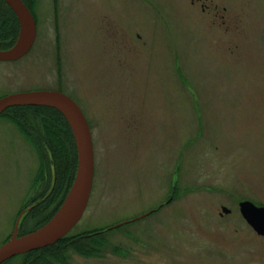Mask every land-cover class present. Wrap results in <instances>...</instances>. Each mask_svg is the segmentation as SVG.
Wrapping results in <instances>:
<instances>
[{
    "label": "rangeland",
    "instance_id": "obj_1",
    "mask_svg": "<svg viewBox=\"0 0 264 264\" xmlns=\"http://www.w3.org/2000/svg\"><path fill=\"white\" fill-rule=\"evenodd\" d=\"M29 4L36 40L22 58L0 61V97L61 90L83 112L94 155L88 204L68 236L77 244L31 258L264 264V236L239 212L244 200L264 206V0ZM42 115L0 116V246L19 216L24 234L54 210V200L42 202L52 161L34 130ZM108 229L103 255L78 250Z\"/></svg>",
    "mask_w": 264,
    "mask_h": 264
},
{
    "label": "water",
    "instance_id": "obj_2",
    "mask_svg": "<svg viewBox=\"0 0 264 264\" xmlns=\"http://www.w3.org/2000/svg\"><path fill=\"white\" fill-rule=\"evenodd\" d=\"M3 1L15 14L19 28L14 44L8 49H0V61H16L32 48L36 39V22L22 0ZM22 106L48 107L62 114L73 135L77 167L74 179L61 205L47 222L34 231L19 235V216L10 238L0 246V264L16 256L56 244L66 236L80 221L86 210L94 179L92 135L88 122L77 103L57 90L23 91L0 98V115L8 108ZM221 211V214L230 213L226 207H222ZM239 212L257 235L264 236V206H257L249 200H244L239 203Z\"/></svg>",
    "mask_w": 264,
    "mask_h": 264
},
{
    "label": "trees",
    "instance_id": "obj_3",
    "mask_svg": "<svg viewBox=\"0 0 264 264\" xmlns=\"http://www.w3.org/2000/svg\"><path fill=\"white\" fill-rule=\"evenodd\" d=\"M22 1L25 4H29L30 2V0H22ZM0 4H2V6H4L6 10L9 11V17L8 20L6 21H8L7 23L9 24V28H10V31L9 30L7 31V34L8 35L10 34L9 35L10 39L7 40V42H5L4 44L3 42H0V49L4 50V49H8L14 44L18 35L19 26L15 14L9 8V6L3 0H0ZM0 10L2 14H5L3 8H1ZM5 25L6 23H4L3 26H0V30L3 29L4 31ZM3 35L4 34H0V36ZM13 109H33L38 112L40 110L43 111L42 118L40 117V119H42L43 121V123L41 124V128L36 126V129L34 130L36 131L37 134L36 135V137L38 138L37 140L43 146V148H45L49 152L48 156L52 160L51 163L49 164L50 177H49L48 186L47 189L45 190L46 192L43 195V199H42V202L48 200L49 201L54 200V204H55L54 210L53 209L51 210L53 211L52 215L45 221L47 222L61 205L74 179V175L77 167V154H76V147H75L73 135L66 119L62 116L61 113H59L57 110L53 108L38 107V106L12 107L6 109L1 115ZM34 118L37 119V116H35ZM31 121H33V119ZM37 131H41V133ZM52 195L55 196L56 198H51ZM109 230L111 229L93 231L90 234L85 235L84 237L85 240L88 241V244L84 243L85 246L81 245V247H79L78 245L79 247L78 250H81V252H84L85 254L90 253L91 255L93 254L98 257L103 255L104 247L105 248L108 247L109 244L104 237L105 235H102V233ZM68 236L69 233L66 236H64L61 240H59L56 244L16 256L4 262L3 264H6L10 261L19 258L24 259V262L22 264H54L55 262L54 260L50 262V260L48 259L40 260V258H31V257L37 253H45V255L46 253L56 254V250H60L59 248L66 249L71 245L77 244V241H74L76 238L74 237L69 238ZM112 251L115 252V250Z\"/></svg>",
    "mask_w": 264,
    "mask_h": 264
},
{
    "label": "flooded vegetation",
    "instance_id": "obj_4",
    "mask_svg": "<svg viewBox=\"0 0 264 264\" xmlns=\"http://www.w3.org/2000/svg\"><path fill=\"white\" fill-rule=\"evenodd\" d=\"M26 5V7L29 9V11H30V13L32 14V16L34 17V19H35V22H36V17H35V13H34V9H33V5L34 4H25ZM5 11V10H4ZM5 13V12H4ZM4 17L5 16H7V12L5 13V14H2ZM7 18V17H6ZM36 26H37V22H36ZM36 35H37V32H36ZM36 40V39H35ZM35 42V41H34ZM33 45H34V43H33ZM33 47V46H32ZM31 50V49H30ZM51 90H53V89H51ZM57 91H60V92H62L61 90H57ZM65 94V93H64ZM67 95V94H66ZM1 97H3V96H1ZM0 97V98H1Z\"/></svg>",
    "mask_w": 264,
    "mask_h": 264
}]
</instances>
